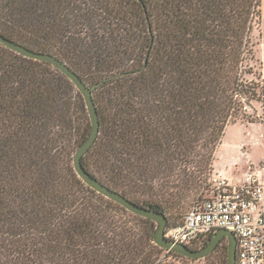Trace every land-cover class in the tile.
I'll return each instance as SVG.
<instances>
[{
  "label": "trees",
  "instance_id": "1",
  "mask_svg": "<svg viewBox=\"0 0 264 264\" xmlns=\"http://www.w3.org/2000/svg\"><path fill=\"white\" fill-rule=\"evenodd\" d=\"M260 4L0 0V33L56 55L88 85L105 80L93 91L100 128L82 165L164 214L169 228L212 172L226 126L264 120L249 112L252 101L264 109L252 38ZM90 131L83 96L65 74L0 43V264H162L183 256L154 243L155 221L77 175L73 155ZM227 242L215 249L222 264Z\"/></svg>",
  "mask_w": 264,
  "mask_h": 264
},
{
  "label": "built area",
  "instance_id": "2",
  "mask_svg": "<svg viewBox=\"0 0 264 264\" xmlns=\"http://www.w3.org/2000/svg\"><path fill=\"white\" fill-rule=\"evenodd\" d=\"M219 228L236 238V264H264V159L248 163L244 173L230 178L210 173L180 224L165 237L191 248Z\"/></svg>",
  "mask_w": 264,
  "mask_h": 264
},
{
  "label": "water",
  "instance_id": "3",
  "mask_svg": "<svg viewBox=\"0 0 264 264\" xmlns=\"http://www.w3.org/2000/svg\"><path fill=\"white\" fill-rule=\"evenodd\" d=\"M0 43L9 49L25 56L28 58L43 60L51 63L53 66L58 68L63 74H65L75 85V87L80 91L83 96L90 121H91V131L88 135L87 139L78 146L74 155H73V166L77 175L91 188L101 193L105 197L114 200L120 205L124 206L129 211L140 215L142 217L150 218L155 221L158 225L156 232L154 233V243L160 248L174 251L182 254L185 257L192 259H200L206 257L210 254L217 244L221 241L222 238L227 239V252H228V260L227 264H236V238L232 231L219 228L215 231L214 235L208 242V244L202 248L194 249L182 243H174L169 241L165 237V230L167 227V218L164 214L143 207L141 205L136 204L135 202L129 200L127 197L122 195L120 192L110 188L106 184H104L99 179L92 176L82 165V156L90 149V147L94 144L99 134L100 128V119L97 111L96 103L93 97V91L102 85L105 80H101L93 85L86 84L82 78L72 70L64 61L59 59L56 55L52 53L37 51L34 49H30L25 45L12 40L0 33Z\"/></svg>",
  "mask_w": 264,
  "mask_h": 264
},
{
  "label": "rangeland",
  "instance_id": "4",
  "mask_svg": "<svg viewBox=\"0 0 264 264\" xmlns=\"http://www.w3.org/2000/svg\"><path fill=\"white\" fill-rule=\"evenodd\" d=\"M260 23L259 15L254 17L252 38L258 41V28ZM255 68L258 69L256 62ZM249 112L264 116V109L261 102L252 101ZM264 120L255 122H236L226 126L223 137L216 150L213 162L214 169L211 173H224L228 176L235 177L245 171L248 163H257L264 158ZM260 158L258 161L254 162ZM244 173V172H243ZM237 178V177H236ZM198 193L192 198H196ZM193 200L187 201L185 210ZM218 250L212 251L209 255L200 259H189L183 256H169L162 264H222L217 261Z\"/></svg>",
  "mask_w": 264,
  "mask_h": 264
},
{
  "label": "crops",
  "instance_id": "5",
  "mask_svg": "<svg viewBox=\"0 0 264 264\" xmlns=\"http://www.w3.org/2000/svg\"><path fill=\"white\" fill-rule=\"evenodd\" d=\"M260 11H261V15H260V23H259V28H258V44H257V56L261 61V73L262 76L264 77V0H261V4H260ZM260 158H264V154L260 157ZM260 158H258L257 160H255L254 162L258 161ZM213 169H214V165H213ZM244 172V171H243ZM243 172L240 173V175L238 174L235 177L232 178H236V177H240ZM224 174V173H222ZM226 175V174H224ZM228 176V175H226ZM231 178V176H228Z\"/></svg>",
  "mask_w": 264,
  "mask_h": 264
},
{
  "label": "flooded vegetation",
  "instance_id": "6",
  "mask_svg": "<svg viewBox=\"0 0 264 264\" xmlns=\"http://www.w3.org/2000/svg\"><path fill=\"white\" fill-rule=\"evenodd\" d=\"M213 235L214 234L209 235L204 241H202V243L194 246V249H199V248H202V247L206 246L208 244V242L210 241V239L212 238ZM223 239L224 238L221 239V241L217 244V246L215 247V249L221 244V242L223 241Z\"/></svg>",
  "mask_w": 264,
  "mask_h": 264
}]
</instances>
